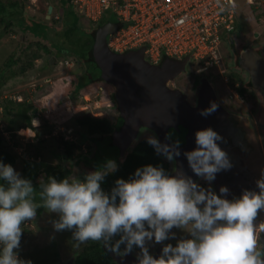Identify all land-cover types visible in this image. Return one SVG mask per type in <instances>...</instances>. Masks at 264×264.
<instances>
[{
  "label": "clouds",
  "instance_id": "9594fccd",
  "mask_svg": "<svg viewBox=\"0 0 264 264\" xmlns=\"http://www.w3.org/2000/svg\"><path fill=\"white\" fill-rule=\"evenodd\" d=\"M216 109L212 103L201 115H211ZM32 125L37 127L39 121L33 120ZM23 132L36 135L34 130ZM195 140L197 147L184 155L196 176L211 183L217 173L232 168L227 152L217 143L223 140L218 132L211 127L198 130ZM147 143L168 161L180 155L179 141L162 144L150 136ZM116 167L109 160L83 179L49 177L41 181L37 193L30 179L0 161V180L5 182L0 183V264H31L15 250L20 248L22 224L34 220L38 208L58 215L53 227L71 231L74 247L99 242L121 257L139 248L138 264H264V248L258 247L254 224L264 211V173L256 181L258 192L246 189L229 200L227 186L217 194L191 177L169 175L163 166L152 164L137 168L128 180L117 179L111 192H105L101 184ZM173 228L187 232L189 238L175 246L165 244L161 256L153 257L147 242L154 239L162 244L170 235L175 238ZM259 230L264 232V223ZM117 235L119 239L113 242Z\"/></svg>",
  "mask_w": 264,
  "mask_h": 264
},
{
  "label": "rangeland",
  "instance_id": "374dc122",
  "mask_svg": "<svg viewBox=\"0 0 264 264\" xmlns=\"http://www.w3.org/2000/svg\"><path fill=\"white\" fill-rule=\"evenodd\" d=\"M3 1L6 3V1L8 2L9 0ZM50 1L51 0H21V5H19V10L21 11L13 10L12 12L14 14L10 17L9 15H3V17L0 15V74L4 71L6 62L11 56L16 58L20 57L21 59L18 64H12L11 68L7 69V71L18 70L21 68L27 62L28 56H30L33 51L37 50V42L41 39L33 35L30 31L24 29L22 26L24 24L22 23L24 22L25 24L30 25L34 19L42 20V8L50 4L52 2ZM242 3L243 11L240 17L241 24L245 27H243L245 30L247 29V33H252V30L260 32V39L257 40L260 44L264 42V21L260 13L262 10L257 9L256 7H254V9H250V7L245 6L246 0H243ZM53 4H55V2ZM7 6L11 8L9 5ZM59 7L60 6L58 4H55L56 12ZM66 17H68V15H65L61 25L56 21L50 24L49 21V24L55 27H48V41H41L42 43H48L51 46L53 45L54 49L63 48L77 51L82 50V46L84 45L83 42L88 38V34L90 33V29H92V27L83 26V30L78 33L73 30V27L70 25L71 18ZM3 18L7 21H2ZM110 18H112V20H116L115 16L110 15ZM8 20L11 22V25H8ZM43 22L48 23L47 20H43ZM226 47V51H223V58L226 63L228 62V65L222 60L219 65L213 64L211 67L206 66L205 68L207 71L204 72L205 74H213L214 76L220 75L224 77L229 70H231L234 63V55L228 44ZM54 49L51 47L53 52H55ZM40 51L43 57L41 63L39 62L40 58L38 60L36 59L34 61L35 66L19 79V83L17 82L13 85L8 83L3 86V90H0V96H3L4 99L2 100H4V102L6 98H8L6 100H13L14 102H22L24 99V101L32 104L35 108L38 107V109L41 110L40 115H38V113V117L35 116L33 118V120H37L40 123L38 125V129L35 130V133H37L35 137H29L26 135L23 132L26 128L17 131L18 137H16V140L19 144L17 150L22 158H29L32 159V161L38 159L39 161L35 160L33 163H29L34 169H37L38 167L36 163H41L44 166L47 164H62L66 167V160L62 156L64 151L59 149L62 147H60L58 142V137L60 136V133L64 131L63 129H66L64 135H68L67 139L76 142H80L81 140L85 141L86 144H84V151L87 152V154L91 155L92 148L96 147V156L90 157L92 160L89 161L91 165L93 164L94 168L101 167V162L103 160L118 157V149L114 144H111L109 137L95 142L92 139L88 141L82 137L83 133L86 132L85 128L76 126L69 127L67 123L69 121L68 118L73 113H68V116H61L60 113H51V116L44 115L49 113V111H55L53 109L57 107V102L64 99V88L70 83L72 78H77L79 74L77 71L83 67L84 62L81 59H77L73 55H69L62 57L58 64L54 61L51 66L46 67L47 60L50 56L42 50ZM41 64H44V67H42ZM182 78L185 79L186 76H182ZM104 84L105 91L99 92V88H95L90 92L91 94H87L83 98L81 97L76 103L73 102L72 109L74 108L79 113L94 108L105 107V102L99 107L94 103L97 99L102 100V97H105V99L108 98L109 89L111 90V87L106 84V82H104ZM181 87L184 88V86ZM43 88H50V93L41 94ZM227 93L230 95V89H228ZM37 94L41 95L37 96ZM52 103L54 105H51ZM60 105L64 106V104L61 103ZM53 106L55 108H52ZM117 112L119 114V111ZM1 117L2 116L0 115V121L2 123L4 119L2 120ZM64 119H66V121H64ZM6 136L10 139L12 137L10 133H7ZM150 136H154V134L148 129H145L142 131L140 138L147 139ZM90 141L94 143H90ZM89 144H91V146H88ZM81 161L82 160H79V158L69 161L70 163L75 162V166L73 168L75 169V172L78 173L71 179H83L86 173L95 171L92 169L93 167L88 170L87 167L83 165L85 163ZM23 162L24 161L22 159H19L14 168L20 173L21 177L25 178V164ZM87 163L88 162H86V164ZM40 173L42 176L38 177L37 180H45L46 174L42 173V171H40ZM36 201L39 202L38 196L36 197ZM58 218L59 217L56 213H49L44 208H38L36 218L22 224L23 234L20 241V248L15 250L18 252L20 259L31 261V264H57L61 260L66 262L70 260V258L75 257L79 249L85 244L76 248L74 247L71 231H56L53 227V221ZM149 244L153 246L156 243L153 239V241L147 242L148 248H150ZM134 249L137 253L140 252L139 248Z\"/></svg>",
  "mask_w": 264,
  "mask_h": 264
},
{
  "label": "flooded vegetation",
  "instance_id": "af4514ba",
  "mask_svg": "<svg viewBox=\"0 0 264 264\" xmlns=\"http://www.w3.org/2000/svg\"><path fill=\"white\" fill-rule=\"evenodd\" d=\"M55 4H53L54 16H52L51 19H46V20L48 21V23L50 21V24H52L54 23L53 18L59 19L57 22L58 24L61 25L64 14L62 15L61 12L60 14H58L55 11ZM49 5L50 4H48V6ZM84 20L83 21L88 23L90 26L92 25V23L87 19ZM111 21L115 22L117 20H112L111 18ZM104 24L101 23L100 27ZM246 30H244L245 31L244 33L246 35L242 34L244 35V37H242L244 40V44L249 42L252 46H254V48L257 51L263 53L264 55V42L259 44L257 41L258 39H260L261 36L260 32L252 31V33L251 32L247 33ZM107 39H109V36L107 37ZM54 51H55L54 52L55 55L47 60L46 67L51 66V64L54 61H56V64H58L61 61V58L64 57V55L62 54H68L67 51L66 53L63 51L62 54H59L56 49H54ZM78 55L79 54L77 53L73 56L79 59L77 57ZM223 56L224 53L221 56V61L223 60L226 63ZM185 57H189V56H185ZM42 60L43 57L41 56L39 62L41 63ZM235 60L231 70L229 71H232L234 74L240 77L241 80H238L235 86L241 87V90L243 89V92H240V90L237 89V95L235 97H231L227 93L231 81L230 78H229V82H227L225 81V77L223 76L220 75L214 76L213 74L207 75L204 73L205 71H207L205 68L206 66L211 67L215 63L205 64L196 61L191 57H189V61L186 65L185 71H182L175 78L170 79L167 82L169 88L175 90L177 89L181 90L186 95L187 101L191 105L196 106L201 101L202 102L201 111L209 108L212 103H215L217 105L216 111H214L211 115L203 116L201 115V111H200L199 113L200 120L193 127L189 125L186 126L180 124L177 127H171L168 130L167 134L172 144L175 143L176 141L180 142L179 143L180 158L183 160L184 170H185V174L183 175L187 177H191L193 180H195L205 189H211L212 191H215L217 194H220V188L222 186H227L229 189V193L227 194L226 198L229 200L240 197L243 191L246 189L254 190L258 192L259 189L257 187L256 181L261 177V174L264 173V96L259 89L255 88L253 84L254 82L257 84H261V82L258 79L253 80L252 78L253 76H257V74L255 73L256 72L255 67L251 66L249 68L250 72L252 73L250 74V72L241 69L239 65L236 64ZM162 61L155 64H161ZM41 66L44 67V64H41ZM83 67L77 71V73H79L77 78L76 79L72 78L70 83L67 84L66 87L64 88L65 96L64 99L59 100L60 102L59 101L57 102L56 104L57 109L53 106L52 108H55L53 109L55 111H49V113H46L44 115L51 116L52 115L51 113H58V114L60 113L61 116H68V113H76L77 110H75L74 108L72 109L73 102L76 103L79 101L81 97L83 98L87 94H91L90 92L95 88H99V92L105 91L104 81L88 83L87 80L89 76L87 75V69L91 68L92 65L89 63H87L86 65L84 62ZM262 69H264V66H262L259 70L261 71ZM182 76H186V78L183 79ZM79 82L80 85L82 83L84 84H82V86L80 87V85L78 86ZM106 84H108L111 87V90L109 89L108 98L105 99V97H102V100L97 99L94 101V103L98 107L101 106L102 103L104 102L106 103L105 104L106 106L115 105L119 111L115 99L116 88L113 84H110L108 82H106ZM181 86H184V88H182ZM22 101H24V99ZM60 103L64 104V106L60 105ZM51 105L54 104L52 103ZM34 108L35 107L33 106L32 109L28 111V114L37 116V114L39 113L38 115H40L41 110L38 109V107H36L37 112L35 114ZM119 116H120V111H119ZM209 127L214 129L223 137V140L217 141V143L223 150L227 152L229 159L233 165L231 169L222 170L219 173H217L215 180L212 181L211 183L194 174V172L192 171V169L188 164L186 156L184 155L185 152L194 150L197 147L195 140V133L198 130L206 129ZM28 128H32L35 131L38 129V126L33 127L32 125V127H28ZM67 137L68 135L66 136V138ZM90 143H94V142L90 141ZM89 146H91V144H89ZM115 147H117L119 152V147L116 145ZM95 150L96 147H93L91 155L87 154V152H85L84 150L83 151L88 156V158H90L96 156ZM160 156L163 159V161L167 164L168 166L167 174L170 175L176 170L175 160L168 161L162 155ZM120 158L121 157L118 156L108 160H103L101 162L102 166L105 165L106 162L109 160L115 161L116 165H120L122 161L125 159V157L121 159ZM84 166L87 167L88 170H90L91 168L90 166L87 165ZM261 223H264V211H261L258 214L256 220L254 221L256 227V234L258 237V247L264 248V232H261L259 230V226ZM171 232L175 234V238H171L170 235V238L164 241L162 244L156 243L153 246L149 244L150 245L149 252L153 257L158 259L161 256L162 248L165 244L171 243L173 246H175L180 239L189 238V234L179 228H173ZM124 247H125L124 245H121L122 250ZM109 253L116 264H138L137 252L135 249H133V251L130 254L123 257L118 256L110 251ZM73 258L74 257L70 258V260L66 262L70 263V261Z\"/></svg>",
  "mask_w": 264,
  "mask_h": 264
},
{
  "label": "trees",
  "instance_id": "16d2710c",
  "mask_svg": "<svg viewBox=\"0 0 264 264\" xmlns=\"http://www.w3.org/2000/svg\"><path fill=\"white\" fill-rule=\"evenodd\" d=\"M52 1V2H51ZM51 3H54L55 1H59L60 8L58 9L57 13L60 14V9L64 8V16L62 19V22L64 20L65 15H68L66 18H71V27H73V30L76 32H80L83 30V26L92 27L90 29V33L88 34V38L83 42L82 50H70V49H56L59 54H62L64 51L68 52V54H62L64 57L69 55H75L79 54L77 57L85 64L87 63L91 64L92 67L87 69V75L88 77V83L90 82H99L100 78L98 77V72L96 70V64L92 59L91 54V47L94 44V40L96 37V32L100 28L101 23H106L110 19V15L107 13L103 16V18L100 21L92 22V25L90 26L88 23L84 22L87 19L82 13H80L74 3L73 0H51ZM243 0H238L235 9H236V24L235 27L230 31L223 32L222 36V44H221V52L223 54V51H226V45L228 44L230 49H232L234 60L237 63V58L242 51V47L244 45V40L242 37L246 35L244 32V26L241 24V13L243 11L242 3ZM7 5H9L11 8H9ZM19 5H21V0H9L6 3L3 0H0V15L3 17V15H13V10L15 11H21L19 10ZM245 6L250 7V9H254V5L250 4L249 2L245 3ZM48 5L44 6L42 8V20H36L34 19L30 25L25 24L24 22L21 25L24 29L30 31L33 35L38 37L39 39L43 41H48V27H53L49 25V23L43 22V20H46V11H47ZM262 10V8H260ZM14 11V12H15ZM79 12V13H78ZM261 13V17L263 12ZM1 17V18H2ZM73 17V18H72ZM54 21H58L59 19L53 18ZM84 20V21H83ZM2 21H7L5 18L2 19ZM8 25H11V22L8 20ZM119 25V24H118ZM121 25V23H120ZM96 26V27H95ZM118 27V26H117ZM244 27V28H243ZM253 31V30H252ZM244 34V35H242ZM109 36V35H108ZM107 36V37H108ZM41 40H38L37 42V50L33 51L30 56H28L27 62L18 70H8L11 68L12 64H18L20 61V57L16 58L14 56H11L8 61L6 62L5 69L0 74V90H3V86L11 83V85L15 83H19V79L25 75L28 71L31 70L35 66L34 61L42 56V53L40 50H42L44 53H47L50 58L55 55V53L51 50V47L54 48V46L49 45L48 43H42ZM108 41V39H107ZM75 53V54H73ZM230 78V86L236 87V83L238 80H241L240 77L236 74H234L232 71H229L227 73ZM23 79V78H22ZM84 84V83H82ZM80 85V82L78 83V86ZM80 89V88H79ZM236 89H239L240 92H243V89L241 90V87H236ZM78 90V89H77ZM50 88H43L41 91V94H48L50 93ZM41 94H37L41 95ZM0 104L3 106V111L0 114L2 117V120L0 121V161L4 162L5 164H11L13 167H15L17 161L19 159H22L25 164V178L30 179L36 188L37 193L40 190V183L41 181H38V177H41L40 171L42 173L46 174V179L42 181H47L49 177H55L57 180H62L64 178H73L74 175L78 174L75 172V169L73 168L75 166V162L70 163L69 161H73L75 158H79V160H82L86 165L93 167V164L89 162L90 158L85 154L84 150V143L85 141L81 140L80 142L72 141L66 138L63 132L60 133V136L58 137V142L61 151H64L62 154L63 158L66 160V167L62 164L60 165H52L47 164L46 166L42 165L41 163H36L38 166L37 169H34L30 166L29 163H33L32 159L22 158L20 153L18 152L17 148L19 147V144L16 140V137H18V130L25 129L28 127H32V120L35 117L34 115H29L28 111L32 109L33 105L29 104L26 101L22 102H14L13 100H1ZM118 109L115 105L113 106H105V107H99L94 108L91 110H87L84 112L79 113H73L68 119L69 121L68 126H76V127H83L86 129V132L83 133V136L88 141L92 139L94 142L99 141L100 139H106L107 137L110 138L111 144L112 142V134L114 133V130L118 126V122L120 119V116L118 114ZM65 118V117H64ZM66 121V119H64ZM63 121V123H64ZM68 127V128H69ZM79 132V131H78ZM7 133L11 134V139L6 136ZM16 140V141H15ZM57 144V143H56ZM89 146V145H88ZM36 161H39L38 159ZM77 161V160H76ZM81 161V162H82ZM83 164V165H85ZM152 164L154 166H163L166 173L168 172V166L163 161L160 155H157L155 149L153 146L147 143V139L140 138L137 143L130 149L125 159L122 161L120 165H117L116 169L112 172H109L104 181L101 184V187L104 189L105 192H111V189L115 186V181L119 178H123L125 180L130 179L133 174L135 173V170L137 168L143 167L145 165ZM102 167V166H101ZM99 167V168H101ZM99 168H92L94 170H97ZM33 169V170H32ZM0 183H5L3 180H0ZM119 239V235L114 237L113 241ZM75 264H116L109 251L103 246L102 243L99 242H91L89 241L87 244H85L82 248L79 249L78 253L75 255Z\"/></svg>",
  "mask_w": 264,
  "mask_h": 264
},
{
  "label": "water",
  "instance_id": "95a60500",
  "mask_svg": "<svg viewBox=\"0 0 264 264\" xmlns=\"http://www.w3.org/2000/svg\"><path fill=\"white\" fill-rule=\"evenodd\" d=\"M53 9V4H50L46 19H51ZM60 12L63 15L64 8ZM117 26L118 23L110 21L97 30L91 54L100 81L113 84L116 88L115 99L120 119L111 137L113 144L119 147V156L124 158L145 129L153 132L162 144H172L168 138V130L180 124L191 127L197 124L202 102L193 106L181 90L171 89L167 85L168 80L185 71L189 57L181 60L168 58L161 64H155L146 57L144 47L115 52L108 45L107 36ZM237 63L248 72L251 66L255 67L257 76L252 78L258 79L261 84H253L264 96V69L259 70L264 66L263 53L248 42L243 45ZM36 112L35 108L34 113ZM175 162L176 170L170 175L185 174L180 155L175 157ZM66 263L61 260L57 264ZM67 264H75V257Z\"/></svg>",
  "mask_w": 264,
  "mask_h": 264
},
{
  "label": "built area",
  "instance_id": "2783aa9c",
  "mask_svg": "<svg viewBox=\"0 0 264 264\" xmlns=\"http://www.w3.org/2000/svg\"><path fill=\"white\" fill-rule=\"evenodd\" d=\"M238 0H73L76 9L92 21L115 16L118 27L109 46L118 52L145 48L153 63L189 56L202 63L221 61L223 32L236 24ZM257 9L264 0H247ZM121 23V25H120ZM229 82V77L225 76ZM237 89L230 87V96ZM8 97V96H7ZM4 99L0 96V102ZM8 99V98H6ZM3 106L0 104V114Z\"/></svg>",
  "mask_w": 264,
  "mask_h": 264
},
{
  "label": "bare ground",
  "instance_id": "6f19581e",
  "mask_svg": "<svg viewBox=\"0 0 264 264\" xmlns=\"http://www.w3.org/2000/svg\"><path fill=\"white\" fill-rule=\"evenodd\" d=\"M29 129V131H31V130H33V129H31V128H28ZM28 129H26V130H28ZM27 135V134H26Z\"/></svg>",
  "mask_w": 264,
  "mask_h": 264
},
{
  "label": "crops",
  "instance_id": "0c3cea01",
  "mask_svg": "<svg viewBox=\"0 0 264 264\" xmlns=\"http://www.w3.org/2000/svg\"><path fill=\"white\" fill-rule=\"evenodd\" d=\"M30 137V136H29Z\"/></svg>",
  "mask_w": 264,
  "mask_h": 264
}]
</instances>
